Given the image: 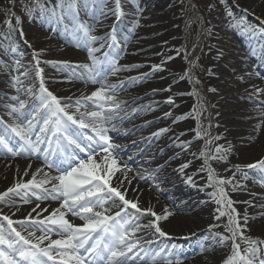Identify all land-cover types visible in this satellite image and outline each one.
<instances>
[{
	"label": "rangeland",
	"instance_id": "374dc122",
	"mask_svg": "<svg viewBox=\"0 0 264 264\" xmlns=\"http://www.w3.org/2000/svg\"><path fill=\"white\" fill-rule=\"evenodd\" d=\"M52 2V4L55 6L57 3L61 2V0H41V3H46ZM140 1V0H138ZM145 1V0H144ZM152 0L148 1V3L152 4ZM167 1V0H166ZM170 3H169V2ZM167 3L169 4V8L167 9H161L160 17L161 20L155 22L154 21V16L151 15L149 12H151V9H155L157 6L149 5L148 7H145L144 4L142 8L140 9L141 12L138 16L137 19H139L142 23L147 20H152V24L150 23L149 25H146L147 29H151L153 27H160V29H163L162 34H158V32H148V34H140L139 37L134 38L131 30L133 29V26L131 25L130 27V22L127 21L131 19V17H127L126 12L128 9L130 10L135 7V5H138L139 2L137 0H121V10L124 13V15L120 18L119 21H117L116 16L114 15V9H115V0L110 1V6L109 8H112L111 14L108 11V14L106 17L105 15L102 16L104 20V30H108V28H113L115 26L116 28V37H117V42L119 44V47L123 50L119 59H118V64H123L124 66L126 65H139V67H133L130 68L129 70L126 71H120L116 75L124 74V73H129L130 75H137L139 77L141 74H148L146 76V81L142 80L140 82L135 81L133 86H148L149 82V74H158L162 76V78H167L170 81V78L172 80L171 83L177 82V84L181 81L185 80L186 73H187V59L192 56V54L197 50V53L195 54L193 60L191 61L190 68H192L193 71V80L197 83H199L202 88L203 92L206 91L209 93V87L207 86L208 82H211V75L210 71L212 70V47L214 45V35L212 34L214 31V26L217 23H221L225 29V33L221 35L220 37H225L223 40H226V43L228 42V39H231V36H234L237 31H241V29H237L235 25H237L238 21L237 18L241 17H248L250 23L252 24L253 29L256 27H263L264 28V15H258L255 13V11H250V9L246 8L245 6L248 3H254V0H168ZM84 5L80 6L81 12L79 14L81 15V19L83 23H86L87 25L92 27V22L97 21V18L94 17V11L93 10H88L83 7ZM192 6L195 7L197 10V15L192 9ZM155 7V8H154ZM253 7V6H252ZM29 8H35V3L34 0H0V53L5 56L7 55L12 49V47L19 43V39H23L24 42H29L34 38L36 40H39L41 42V48L38 51L40 54H44L42 51V47L45 46V44L49 40H58L64 46L65 42L63 41L64 37L61 38L58 36H50L48 35V29H40L38 31L37 35H34L33 38L26 37V25L29 22V19H25L28 12ZM67 8H65L66 10ZM60 17L62 14L61 9L56 8L55 9ZM64 10V11H65ZM167 10H173V16L170 17L169 13L171 12H166L164 15V12ZM35 11V10H34ZM228 11L232 12V16L228 15ZM248 12V13H245ZM87 13V14H84ZM143 14V15H142ZM248 14V16H246ZM16 17L20 18V23L17 24L16 22ZM7 21L11 22V26H9ZM133 22V18H132ZM165 22V23H164ZM235 26V27H234ZM241 26V25H240ZM33 27L32 29H34ZM234 28V29H233ZM93 32L91 33L93 35L95 31V27L92 28ZM21 30L23 32V37H21L20 33ZM44 30V31H43ZM102 30L103 32H105ZM236 30V31H235ZM135 31V30H134ZM82 33V32H81ZM83 34V33H82ZM202 34V36H201ZM13 35L17 39V44L12 43L13 41H9L8 36ZM77 35V34H76ZM1 36H6L7 40L5 41ZM57 37V38H56ZM125 37H127V42L125 43ZM158 37H162L161 40H156L157 43L150 42V40L157 39ZM200 38H202V44L199 46V41ZM76 39V41H75ZM44 41H47L46 43ZM133 41V48L131 47L130 51H127L128 45ZM234 41V40H232ZM104 42V41H103ZM237 43L236 41H234ZM138 43V45H137ZM229 43V42H228ZM13 44V45H12ZM78 44L80 46H78ZM229 45L232 47L233 45L231 42ZM79 48V49H77ZM83 48V42H81L80 38L79 40L77 38H74L73 41L70 42L69 47H65L64 51L56 52L53 51L52 49H46L47 52H49V55L52 61H42V57L36 56L35 59L40 61V68L43 69L42 76H45L46 74L48 75L52 71L57 72V75L55 78L48 76V80L44 81L45 87L47 88H52L57 90H60L61 84H56L57 81H65L68 83V85H65V87L69 90L70 86L74 85L73 91H75L76 94L78 93H83L85 89H81L78 87L79 83H82V81L76 82L73 80L70 76L72 74L78 76L79 72L74 71V66L76 65H81L84 64V54L87 53L86 51L81 50ZM256 48V44L253 43L252 46H247L246 49H242L241 47H236L233 51L229 52V56H231V64H229V67L227 65H223L220 67V72L223 70L224 72L228 73L227 71L230 70V77L229 81L230 84H223L224 86L227 85V87H219L215 93H209L208 98H202V100L197 99L194 95L192 96L193 92L186 87L187 85L182 84V85H166V83H162V86L159 85L157 87H153L150 89L149 92H153L155 90L160 91L164 96L165 94L167 97H164L165 100H169L175 92L176 94H179L180 92H185L186 95L190 98V101L186 104L187 107V113L189 117V122L188 126L192 127L190 130L192 131L193 134V139H200L202 138V135L206 136L207 143L206 146L201 148L198 144H192L189 145L188 140L186 141L187 135H177V139H182V144L183 147L182 149H196L199 153H201L203 150L205 152L206 157H211V156H227L229 157L230 155L235 156L233 153L229 152V147L226 146L224 142V138L221 136L222 133H224V128L223 126H226L225 124H221L222 122L225 123H230L232 122V132H236L233 137L230 138L232 140V143H236L240 145L241 140L247 139V145L250 144L253 146L254 144H257L259 148L262 146L259 137L262 138V141L264 143V115H261V113H264V107L261 105L264 104V94L261 92H257L256 88L263 87L264 89V76H262L260 73H257V75H252L250 71H253L252 69L249 68L250 64H252L251 58L253 57V52L254 49ZM8 49V50H7ZM84 49H87L84 47ZM152 49V50H151ZM77 52L78 56L76 57V61L72 62L74 59L73 55H71L72 51ZM154 50V51H153ZM81 53H79V52ZM56 52V53H55ZM35 54V53H34ZM32 55V58L34 56ZM62 54V62H67L68 66H65L63 63H46V62H56L54 60V56ZM46 55V54H44ZM66 58H65V57ZM169 57H172V59H168ZM66 59V61H65ZM253 59V58H252ZM20 61H23L21 59ZM156 62L157 65H160L163 70L162 71H153V63ZM163 62V63H162ZM70 63V64H69ZM85 64H91V60L88 59L85 61ZM26 66H22L21 68L25 69V73H35L34 72V66L35 63L34 61L29 60L28 65L25 64ZM52 65V66H50ZM231 65V66H230ZM43 67V68H42ZM71 70L72 72H69ZM81 71V70H79ZM221 74V73H220ZM249 74V75H248ZM259 74V75H258ZM21 75V74H20ZM154 75V76H156ZM115 76V75H111ZM234 76V77H233ZM76 78V77H74ZM214 78V77H213ZM110 75L107 77L106 82H110ZM36 80L31 84L28 85V87L35 89L38 91L36 85ZM31 82V81H29ZM258 82V83H257ZM86 84V88L90 87V93L95 91L98 88V84H93L91 82L83 83ZM261 84V85H259ZM36 85V86H35ZM93 86V88H91ZM172 86V87H171ZM261 89V88H260ZM89 90V88H88ZM92 90V91H91ZM173 92V93H172ZM146 94V92H145ZM206 94V93H205ZM1 95V94H0ZM257 97H261L258 101L256 100ZM64 98H67L64 96ZM163 97L160 96L159 100H162ZM172 100V98H171ZM25 103V107L29 103V98L23 99ZM71 104L72 107H70L68 110L72 111L76 109L75 107V101H70V100H64V104ZM91 106V105H89ZM213 106L215 107V115H216V124H221L222 127H217L215 128V131L211 133L210 127H211V119H210V107ZM2 110L1 112L3 114L8 113L9 110L5 108H0ZM223 115V116H221ZM128 121H126V124ZM153 123L151 122L150 125ZM259 125V128L257 127ZM165 133V132H164ZM162 135L159 136L161 138ZM166 133H171V131H166ZM199 133V135H198ZM139 135V134H137ZM251 139L253 140L251 142ZM180 141V140H179ZM246 145V147H247ZM217 146H221V151L217 152ZM139 149V146L136 147ZM134 148V152L137 154V149ZM155 146L151 147L150 149L153 150ZM141 149V148H140ZM149 149V148H148ZM147 152H151L148 151ZM160 149H158L159 152ZM264 150V149H263ZM174 153V152H173ZM163 153H158V157L155 158L153 161L157 163L155 165L154 163H151V167H155V169H161L163 165L169 162L171 163V158L172 155L168 156V152H164L163 157L164 159H161L160 155ZM240 156H242V152L240 151ZM263 159V158H262ZM162 160V162L160 161ZM261 160V159H260ZM241 161H243L242 158L239 159L237 163H233V168L231 170H226L229 165L225 166L224 168V173L222 175V179L225 181H231L230 183H225L221 185L224 189V191L227 193V197L234 196L236 201H235V210H236V215H238L239 221L241 225L244 224V217H248V222L246 227L243 229V234L245 237H250L253 233L254 230L249 231L248 227L250 223L252 222V219L248 216L247 212L249 210H253L254 212L257 211V214H260L259 212L263 209L264 207V198H261L259 201H256V203H252V208H248V201L250 203V198L256 197L259 192L255 191V194L253 195L252 193L247 192V190H242V192H236L232 194V191L240 188L238 186H241L243 188L245 181L249 179L252 182H255L259 188H262L264 190V180L261 181V178H258L254 170L249 171L247 167H245V164H241ZM249 162L250 161H245ZM161 163V164H158ZM193 164V163H189ZM130 164H128L129 166ZM239 165L241 166V170L237 171L236 166ZM132 166V165H130ZM129 166V168H130ZM194 165H191V167ZM174 170L170 169V173L173 176V179L177 176L180 175L177 172V167H174ZM195 167H192L190 174L195 173L196 171ZM204 170V165L202 168ZM183 175L186 174L185 168L183 171H181ZM155 173V172H153ZM167 170L164 172V175H161V179L158 182H162V179L166 177L169 174H166ZM181 173V174H182ZM157 174V173H155ZM239 174V177H236L235 175ZM245 174H247V178H245ZM131 175L142 185H148L145 181V177L141 179L138 177L134 172H131ZM158 175V174H157ZM209 176V175H208ZM176 182L173 181L172 184H175ZM209 191H211V197L209 201V205L204 207L202 202L197 201L193 202L190 200L188 196H193L198 194V191L190 189L189 192L188 190L182 192L179 195V199H181V202L176 203V204H171L170 198L168 197L171 192L167 190V187L165 188V185H158V188H156L155 185L149 184L148 187L151 189L152 192H154V189L156 190V195L158 198H160L163 202L167 204V207L170 208V210L173 213H179L176 212L174 207H178L177 209L182 210V213L187 214L186 216H190V218H194L193 221L188 222L186 221V224H182L180 227H175L173 223H170L168 226H165L166 222L171 220L172 217L174 216H168L167 219L161 220V229L167 233L168 236H170L172 239L173 237H176V239L180 237H187L190 235H194L195 233H198V231L203 230L205 233L202 236H206L207 232L211 231L213 232L214 235H217V241H220V235H223L224 237H229V239L225 240L221 245L216 248H211L209 252H211L210 257L208 258V264H223V261L227 258V256L232 253V240L230 238L231 234L225 230V225L228 223L226 220L223 219H213V215L219 213V210H223L221 208V205L217 204L216 200L219 197V192L217 185L214 181H211L209 184ZM183 189V188H182ZM185 189V188H184ZM197 189V188H196ZM215 193V195H214ZM259 196V195H257ZM196 198L199 199V196ZM195 198V199H196ZM205 199H208L206 197ZM258 200V198H257ZM233 201V199H232ZM14 203V202H13ZM189 204V205H187ZM191 204V205H190ZM11 206H14L12 204ZM120 207V204L117 203L112 211L117 210ZM159 207H161V211L159 216H164L165 213L168 211L166 210V207L163 205L159 204ZM168 208V209H169ZM243 209V213L242 210ZM205 210V211H203ZM197 211L198 216H196L195 212ZM13 215V214H11ZM147 218H151L154 220L155 217L148 215L147 213L144 215ZM264 222V217L260 218ZM184 221V222H185ZM226 221V222H225ZM256 222H260L259 220H256ZM160 224V221L158 222ZM188 224H191L189 226ZM139 232L141 234L139 235H133L132 237H129L130 240H135L136 246L134 248H139L140 245H143L144 242H147L154 236L152 235V232L155 230L154 229H147V227H143L144 224H140ZM209 229V231H208ZM24 235L27 237V234L24 233ZM159 235V233H157ZM250 235V236H249ZM260 235V234H259ZM139 237H144L145 239H141L139 241ZM138 238V239H137ZM252 238V237H250ZM137 239V240H136ZM254 240H257L255 238H252ZM171 239H168V241ZM137 241V242H136ZM200 241V240H198ZM259 241V240H258ZM237 242L240 243L241 251H243L244 248L248 247L247 244L239 241L237 239ZM166 245H169V242H166ZM158 247L156 248V253H160L158 257H155V260L153 258L145 259L144 256L146 254H143L140 259H143L142 261H137V262H130L128 264H162L167 262L168 260H171L172 263H175L177 260L180 261V264H183L187 262L188 264H196L195 261L197 260L195 257H197L194 253H191L189 255L184 254H177V253H172V251H166L163 253L165 249V245L162 246L160 244L157 245ZM174 244L172 245V247ZM179 247V246H178ZM258 247L261 249L260 253L258 255L264 256V243H260ZM143 250V249H142ZM163 250V251H161ZM178 251V250H176ZM201 251V249H200ZM199 251V252H200ZM136 253H140V251H137ZM183 253V252H182ZM162 258V259H159ZM215 259V260H213ZM257 264H259V261L257 260Z\"/></svg>",
	"mask_w": 264,
	"mask_h": 264
},
{
	"label": "snow or ice",
	"instance_id": "6c2138e0",
	"mask_svg": "<svg viewBox=\"0 0 264 264\" xmlns=\"http://www.w3.org/2000/svg\"><path fill=\"white\" fill-rule=\"evenodd\" d=\"M81 2L84 8L87 9L89 0H61L53 7L51 15H56V8L61 9L62 12L67 8L69 12L78 15ZM96 2L103 4L106 3V0H96ZM34 3L35 8H29V14L36 9H39L41 13L47 11L46 5L41 3V0H34ZM102 15L106 16L107 13L102 12ZM114 15L117 21L124 15L121 10V0H115ZM228 15L232 16V12L228 11ZM16 22L17 24L20 23L19 17H16ZM6 23L11 26L10 21L6 20ZM241 24L242 22H238L237 26ZM243 30L254 31L251 26L244 27ZM77 32L83 33V46L88 49L91 64L76 65L74 66V71L79 72L78 78L100 85L90 96H83L75 101L76 113H80V115L77 116L76 113H70L68 109L72 105L70 103H62L60 98L45 87L41 75L43 69L39 67L40 61L37 59L36 75L40 79L39 99L42 107L50 115L43 120V126L36 133L34 132L35 125L33 120L24 121L23 109L25 108V103L20 100L18 107L15 105L8 106L10 109L8 115L13 117V122L5 126L4 122L0 121V155L32 156L36 153H43L46 166L49 169H55L59 173L56 176H50L47 172H43L42 168H38L36 173L32 174L33 178L31 180L17 183L13 187L6 189V191L0 192V203L12 204L11 197L21 196V192H23L22 199L24 203L30 202L29 193L35 196L37 200L51 198L52 200L61 201L60 209H56L47 217L39 219L33 217L30 213L24 220L14 221L8 215L0 213V261L3 264H49V262L56 264L57 258L58 264H124L125 261L131 259L127 253H131L136 246L135 242L129 243L127 240L129 229L134 232L141 227L134 221L123 219L122 213L127 216L128 212L126 210L128 207L135 209L136 213H150L155 219L143 227L155 228V231L162 237L167 235L158 222L167 219L170 213L166 212L164 216H159L152 212L151 209L141 210L137 203L126 199L124 193L110 183L113 179L119 180L115 173L120 168L112 151L114 145L109 143L108 128L105 125L110 121L114 108H119V103L114 97L118 86L108 84L106 81L109 75H116L120 71L139 67V65H118L117 62L123 50L117 42L115 26H113L106 37L92 35V27L84 23L77 25ZM20 35L23 37L22 30ZM124 39L126 43L127 37ZM98 41H104V43H101L100 48L107 46L109 49V51L104 53L103 58L94 56V53L100 51V48L90 46ZM78 46L80 45L78 44ZM11 50L13 52L16 51L14 46ZM38 55V53L34 54V56ZM168 59H172V57ZM46 63L55 64L58 62ZM59 63L68 66L67 62ZM80 69H83V71H79ZM162 70L163 68L160 65H153V71ZM147 75L130 78V80L132 82L142 80ZM185 75H188V73ZM20 83L18 77L13 78V87ZM122 85L123 82H121L120 86ZM17 90L19 91L20 89ZM210 91H214V89H210ZM256 91L259 93L264 91V89L256 88ZM29 92L31 93V89H29ZM12 99L17 100L18 98L12 97ZM89 102L99 110L81 113V107L87 108ZM167 102L171 103V98ZM261 106L264 107V104ZM261 115H264V113H261ZM72 125H76L78 130H74ZM257 127L259 128V125ZM89 128L96 134L95 136H87V141L91 143L86 142L81 135L85 129ZM9 130L14 136L9 134ZM165 131L167 129H160L153 135L157 136ZM47 133H51V136L47 135ZM33 137L35 138L33 139ZM53 138L56 142L55 149L52 148ZM101 141H103V144L100 143ZM45 142H47L48 147L41 148V145ZM96 148H99V151L105 155L94 159V156L97 155ZM77 150L80 153L87 152V158H79ZM221 150V146H217V152ZM57 152L64 156L63 160L52 158ZM201 155H204V153L202 152ZM224 158L226 157H206L205 163H207V159ZM64 164H67V167H63L62 165ZM187 167L188 164L181 165L180 171ZM245 167L249 169L259 168L264 171V159L248 164ZM236 170L240 171L241 166L237 165ZM41 172H43L44 179L38 181L36 174ZM25 173L27 174V170H25ZM245 178H247V174H245ZM189 180H191V177H189ZM209 180H214L210 168ZM52 181H55V183H52ZM119 182L122 184L124 180H119ZM230 182V180L225 181L223 179H219L217 182L219 197L216 202L221 205L222 209L230 210L225 212L218 209L220 217L225 215L228 217L225 230L231 234L230 238L232 240V253L224 260L223 264H257V260L259 264H264V256L258 255L261 251L258 245L264 243V241L244 236L243 229L247 225L248 217H244V224L241 225L238 215H235L236 210L232 206L233 202L227 198V193L220 187ZM49 183H51L50 189L44 187L45 184ZM117 200L122 202L123 207L114 216L107 215L106 212L111 206L116 204ZM96 209H100V211ZM62 210H66L73 216H78L85 223L83 225L72 224L65 218V211ZM33 211L35 212L36 209H33ZM41 211H46V209ZM39 215L40 213H37V217ZM3 221H7V226L3 224ZM14 225H19L21 229L26 230L27 237L22 235L21 231H18ZM37 231L41 233L40 236H35ZM53 232L62 238L50 240V235ZM227 239L229 237L220 235L221 243ZM237 239L247 244L248 247L241 251L240 243L237 242ZM45 240H50V242L47 246L42 247L41 245ZM159 255L160 253L156 254V256ZM153 260H155V257H153ZM167 264H172V261L168 260ZM176 264H180V261L177 260Z\"/></svg>",
	"mask_w": 264,
	"mask_h": 264
},
{
	"label": "bare ground",
	"instance_id": "6f19581e",
	"mask_svg": "<svg viewBox=\"0 0 264 264\" xmlns=\"http://www.w3.org/2000/svg\"><path fill=\"white\" fill-rule=\"evenodd\" d=\"M110 1L112 0H106V3L101 4V3H97L96 0H89L87 9L93 10L95 14L94 17L97 18V21L92 22L93 24L92 28L95 27V31L93 35L101 36V37L105 35L104 32L102 31L104 30L103 26L105 25L104 22L102 21L104 20V18H102V16H104L102 15V12L107 13V15H109L108 11L110 14L112 13L110 12L112 8H109L110 6H112L110 4ZM148 1L150 0H145V1L137 0V2H139L138 5H135L133 9L130 8V10L128 9L126 11L128 12L126 14L127 17H129L130 15L132 16V17L130 16L131 19L127 21L130 22V27L131 25L133 26V29L131 27L132 29L131 32L134 38L139 37L140 34L146 35L148 34V32H152L153 30L154 32H158V34L163 33V29H160V27H153L150 30L147 29L146 25L144 24H147V25H149L150 23L152 24L153 23L152 20H147L142 23L139 19H137V16L140 13H143L140 11V9L143 6L141 4H144L145 7H148L149 5L151 6L155 5L157 7L156 8L154 7L155 9H151V12L149 13L151 15H155L153 18L155 22L161 20V17H160L161 11L159 10L169 8V4L167 3L168 0L167 1L166 0H152L151 2L153 3V5L148 3ZM81 5H83L82 2L79 4V6ZM53 7L54 5L52 4V2L47 1L46 3L47 11L46 12L41 13L39 9H36L31 14L28 13L25 18L26 20L29 19V22L26 25V35H25L28 38L30 37L33 38L34 35H37L38 31H40L41 28L51 29L52 26L50 25L54 21L55 22L57 21V24L59 23L58 25L59 27L55 28L56 30L52 33V36L56 35L58 37L61 36V38L64 37L63 39V41L65 42L64 46H62V44L58 40H49L48 42L44 41L45 43L47 42L45 46L42 47L43 53L46 54L44 55L38 52L41 48L42 41L39 42V40H36L34 38L30 41L31 42L30 45L32 46L33 51L41 55L40 57L43 58L41 59L42 61H52L53 60L51 59L50 56H48L49 52H47L46 49H52L53 51L61 53V51H64L65 47H69L70 42L73 41L74 38H77L78 40L79 38H82V37H79V35H76L77 25L79 24V22L74 17H72L71 15L72 13H69V11L66 9L65 11L62 12L60 18L57 13L55 16H52L51 11ZM245 7L250 9V11H255V13L260 16L264 15V0H254V3L253 2L248 3ZM55 12L57 11L55 10ZM166 12H170L169 13L170 17L173 16V13H174L173 10L165 11L164 15L167 14ZM245 13H248V12L245 11ZM84 14H87V13H84ZM132 18H133V22H132ZM61 20L64 21V25H62ZM237 20L239 19L237 18ZM33 27L35 28L32 29ZM225 32L226 31L221 23H217L214 26V31L212 33L214 35V45L212 47V59L213 60L211 61L212 70L210 71L211 72L210 74L213 75L214 78L211 77V82H208L207 84V86L209 87V91H208L209 93H215L219 87H223V88L227 87V85H229L231 82L227 80V77H224L223 75L220 74L221 73L220 67H222L223 62L228 67H229V64H231L229 63L231 62V56H229L226 53L228 49V45L226 41L223 40L225 37L224 36L220 37ZM241 37H243L242 39L245 38L243 35H241ZM1 38H3L5 41L7 40L6 36H1ZM8 38H9V41H13L12 43L17 42V39L13 37V35L8 36ZM161 38L162 37H158L157 39L150 40V42L154 41L155 43H157L156 40L159 41L161 40ZM80 40L81 42H83L84 39L83 40L80 39ZM19 41H20L19 43L21 44L15 43L17 44L15 45V48L19 50H23L27 42H24L23 39L21 40L19 39ZM201 41H202V38H200L199 46H201L202 44ZM98 42H101V41H98ZM131 47L133 48V41L128 45L127 51H130ZM196 53H197V50H195V52L192 54L190 58H186L187 66H188L187 67L188 75H186L185 80L179 82L178 84L177 82H174L175 85L173 86L185 84L187 85L186 87H188V89H190L193 92L192 96L194 95L197 99L202 100L203 97L208 98L209 93H207L206 91L203 92L202 86L193 80V71H192V68L189 67ZM71 55H73L74 57L72 62H75L76 57L78 56V53L72 51ZM84 56L86 57V55ZM61 58H62V54L54 56V60L58 63L62 62ZM0 60H2L1 56H0ZM153 64L157 65L156 62H154ZM69 72H72V71L69 70ZM17 75L12 72L8 76L1 77L2 79H4L0 83V94L1 95L4 94L5 91H6L5 94H7L10 97H18V96L24 95L25 90L28 88L27 81H34L35 79L34 75H30L29 73L24 72L23 77L25 78L23 80H20L21 83L17 84L16 87H13L12 86L13 78L19 77ZM56 75H57V72L52 71L48 75L46 74L45 76H42V77L44 81L45 80L47 81L48 76L55 78ZM154 75L156 74H152V73L149 74V82H148L147 87L140 86V85L133 86L132 83L134 82L130 80V78H133L132 75L128 76L125 74H120L117 76L116 80L113 82V84L118 86L114 93V97H115V100L119 103V108L115 109L114 106H112L114 108V111H113V114L111 115L110 121L107 124L115 123L117 122V120L118 122L130 121L128 125L129 127L128 129L129 131L127 132L128 135H133V136L134 135L136 136L137 134L139 135L137 136L136 141L134 143H130L129 146H127L126 144L124 145L123 142H118L116 143V146H115L114 142H111V144L114 145V149H112V151L115 155V158L117 159V164L120 168V170L115 173V176L119 177V180H124V183L121 184L119 180H116V179H113L112 181H110V183L113 186L118 187L124 193L126 199L137 203L138 207L141 210L151 209L152 212L159 214L160 212H162L160 209L161 207H159V204L165 206L168 213H170V215L168 216H174L171 218L170 221L168 220L166 222L165 226H168L170 223H173L175 227L176 226L180 227L182 224H186V221L191 223V221H193L194 218L189 219L190 216H186L187 214L182 213L183 211L180 209H177L178 207L176 206L174 207V209H176L175 211L179 213H173L170 210V208L168 209L167 204L157 197L156 190L154 189V192H152L151 189L148 187V185L153 184L156 186V188H158V185H165V188L167 187V190L171 192V194L168 196L170 198L171 204H176V203L181 202V199H179V195L182 192L186 190L189 191L190 189L200 192V189L198 188L199 187L203 188V191H202L203 193L201 194L198 193L197 196H199V199L198 198L197 199L200 202L204 201L206 205L208 206V199H205L204 194L207 193L210 196V191L207 190V188L210 187L209 185L210 182L207 181L206 184L203 182L204 185L202 187L198 182H194L193 181L194 179L192 175L190 174V172H192L191 171L192 167L196 168V170L195 169L194 170L197 173H199L198 177L201 181L208 178L209 168H210L212 170V175L214 177L215 183L217 185L218 180L222 179V175L224 173L223 170L225 166L229 165V167L226 169L229 172V170H231L234 166L233 163H237L240 158L243 159V161H241V164H245V165L253 164L262 158L264 159V150H263L264 143L261 137H259V141L262 145L260 148L257 144H254L253 146H251L250 145L251 143H250L247 145L246 144L247 139L241 140L240 145L236 143H232V140H230V138L233 137L234 134H236V132L231 131V129H233L232 128L233 123L232 122L230 123L222 122L221 124H225L226 126H223L224 133H222L221 136L224 138V142L226 146L229 147V152L233 153L235 156H232V155H230L229 157L222 156V157H226L224 159H207V163H205L206 155H205L204 150L202 151L204 155H201L202 152L199 153L196 149H193V148L183 150L182 149L183 144L181 143V141H179L180 139H177V135L178 136L180 134L181 136L187 135L186 141L188 140L189 145L198 144L199 146H201V148L206 146L208 138L202 135V138H200L199 140L198 139L195 140V138L193 139L194 136L192 134V131L190 130L192 127L188 126L189 117H188L187 107H186V104L188 103V101H190V98L186 95L185 92H180L179 94H176L175 92L172 96H170L172 98L171 103H168L167 102L168 100H165L164 97H167L166 94L164 96L160 91H157V90L153 92L152 91L149 92L150 89L153 87L159 88L158 87L159 85L162 86V83H166V85H169L170 82H172L171 78L169 81L167 78H164V77L162 78V76L158 74L156 76ZM38 81L40 82L39 78H38ZM64 82L65 81L59 80L56 82V84L62 85L61 86L62 89L60 91L63 94V96H66L68 99L71 98L70 101H73V100L76 101L77 99H81L83 96L91 95L89 92L90 87H88L89 88L88 90L85 84H82V83H79L76 85H78V87H80L81 89H85L83 93L76 94L72 88L74 85H72L67 91V93H65L63 91ZM121 82H123L122 86H120ZM174 83H171L170 85ZM223 84H227V85L224 86ZM17 89H20V90L18 91ZM210 89H216V90L210 91ZM27 91H28V95H31V93L29 92V89H27ZM51 92L54 95H56L55 91H51ZM160 96L163 97L162 100H159ZM25 97L27 96H21L20 98H25ZM86 109L87 108L81 107L80 112L81 113L87 112L88 109L87 110ZM215 111H216L215 107L211 106L210 107V119H211L210 131L211 133L215 131L216 126L222 127L221 124H218V125L216 124L217 120L215 119L216 118V115L214 114ZM8 120L10 122H13V119H11L10 117H8ZM151 122L153 123L152 125H150ZM160 129H167V131L169 130L173 132L166 133L165 131V133L163 132L164 135L161 138H159V136L162 135L163 133H160L159 135L154 136L153 133H157ZM109 134H110V137L117 136V134L114 132H109ZM134 139L135 138L130 139V142H132ZM252 141L253 140L251 139V142ZM137 146H139V148L142 147L144 150L149 148L148 151H152V152L148 154V153H145L146 152L145 151L141 156L135 157L133 150H135L134 148ZM150 146L151 147L155 146V148H153L152 150L150 149ZM162 147L164 148V151L162 152L163 154L164 152H168V156L172 155V158H171L172 164H169V162L168 163L165 162V164L163 165L161 169H155L156 166L151 167L150 164L154 163L155 165H157V163H155L153 160L158 157L156 153L158 154V149ZM240 151L242 152V156H240ZM163 154L160 155L161 159L165 158L163 157ZM7 155L9 157H3V158L0 157V192L6 191V189L13 187L17 183L27 182L28 180H31L33 178L32 174L36 173V170L38 168H41L38 162H33L29 159L27 160L22 159L23 155H18V156H11V154H7ZM104 155L105 154L100 151L97 153L96 156H94V159H98L100 157H103ZM160 161L162 162V160ZM245 161H250V163L245 162ZM120 162L132 165L133 172L140 178L145 177V181L149 184L142 185L141 183H139L131 175L132 171L130 172L129 169L126 168L124 165L120 164ZM190 162L193 164H189ZM158 164H161V163H158ZM184 164H188V167L185 168L186 174L183 175L180 169H177V172L180 175H177L173 179V176L169 174L170 169L174 170L175 169L174 167L180 168L181 165H184ZM191 165H194V166L191 167ZM203 165H204V170L201 169ZM25 170H27V174L25 173ZM166 170H167L166 174H169V175L164 177L162 179V182H158L161 179V175H164V172ZM249 171H251V169H249ZM46 172L50 176H56L55 172H52V171H46ZM153 172L157 173L158 175ZM254 173L258 178H261V181L264 180V171H261L259 168H257L254 170ZM42 176H44L42 173H37L36 179L38 181L42 180ZM235 176L239 177V174H236ZM125 177L127 178L126 180H125ZM189 177H191V180H189ZM173 181H175L176 183L172 184ZM52 183H55V181H52ZM44 187H47L50 189L51 183L45 184ZM238 187L240 188L233 190L232 194L236 195L235 194L236 192H242L243 189L247 190V192L252 193L253 195L255 194V191L259 192L257 194L259 196L255 195L256 197L250 198V203L248 201V205L252 203H256V201H259L261 198H264V190L262 188H259L260 186H258L255 182L250 181L249 179L245 181L243 188L241 186H238ZM188 197L192 198L193 196L189 195ZM29 198L30 200H33V201L36 199V197L33 196L31 193H29ZM227 198L230 199L231 201L233 199L232 206L233 208H235V204H234L236 201L235 197L231 196ZM11 200L12 202L14 201V202H20V203L18 206H15V205L11 206L10 204L6 202L0 203V208L2 207L1 209L3 212L12 209L13 211H15L14 213L16 214L15 219H17V221H19V219L26 218L29 216V214L31 213L30 211L31 209L26 208L27 205H25L23 199L20 196H12ZM193 202H195V200ZM32 204L35 205L33 209H36V211L35 212L33 211L31 215L39 219V218H44L50 215L51 211L53 212L54 210H56L53 208H57L58 206H60L61 201L59 200L56 203H52L51 206L49 205L48 207L47 205L37 204L34 202H32ZM37 205H39V207H37ZM247 207L250 209L252 208V205L247 206ZM262 208L263 209L259 212L260 214H257L258 213L257 211L254 212L253 210L255 209L253 210L251 209L247 212V214H249L248 216L252 219V222H253L249 224L248 230L249 231L254 230V233L251 236L250 235L249 236L259 241H264V222L260 219L261 217H264V207ZM42 209H46V211H41ZM96 210L100 211V209H96ZM129 210H130L131 216H134V219H135L138 213H136L135 209H132L131 207H129ZM223 210L225 212L230 211L229 209H223ZM241 210L243 213L242 208ZM62 211H65V218L69 220L72 224L83 225L85 223V221L80 219L79 217L72 218L71 214L69 212H66V210H62ZM37 213H40L39 217H37ZM195 214L196 216H198L197 211L195 212ZM235 215H236V212H235ZM140 217H141V214H140ZM213 219H216V220L223 219V220L228 221L227 215L220 217L218 213L213 215ZM256 220H259L260 222H256ZM160 225H161V220H160L159 226ZM188 225L191 226V224H188ZM21 231L24 233L27 232L25 230H21ZM205 233L203 232V230L200 229L198 233H195L194 235H192V237L190 236L191 238L188 239L190 244H189V247L187 248V253H182L184 254V256L194 253L197 256L195 257L197 259L195 261L196 264H208V261H209L208 258L211 255V252L209 251L211 250V248H214V247L217 248L218 245L219 246L221 245V241H217V235H214L212 230L207 232L206 236L203 237L202 239V236ZM35 235L40 236L41 234H37L35 232ZM50 240H52L51 236H50ZM50 240L43 241L42 245L46 244V242ZM187 243L188 242H186V244ZM150 254L153 255V253H150ZM162 264H167V262L162 263ZM172 264H176V262ZM183 264H188V263L185 262Z\"/></svg>",
	"mask_w": 264,
	"mask_h": 264
}]
</instances>
